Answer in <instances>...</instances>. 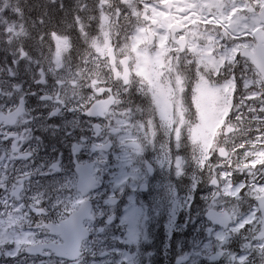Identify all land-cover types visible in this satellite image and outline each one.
Here are the masks:
<instances>
[{
  "label": "flooded vegetation",
  "instance_id": "flooded-vegetation-1",
  "mask_svg": "<svg viewBox=\"0 0 264 264\" xmlns=\"http://www.w3.org/2000/svg\"><path fill=\"white\" fill-rule=\"evenodd\" d=\"M44 1L8 0L22 27L16 36L8 30L0 49V264H264V0H111L140 9L127 38L147 42L154 83L181 86L185 111L204 83L215 89L216 122L248 120L244 152L216 150L248 171L237 200L208 198L200 180L191 183L183 142L169 171L152 158L125 110L131 100L151 101L131 88L124 35L104 39L108 67L94 74L76 51L53 49L64 38L43 28L27 34L29 24L43 25L37 10L60 4ZM167 117H178L172 102ZM110 169L123 171L115 186Z\"/></svg>",
  "mask_w": 264,
  "mask_h": 264
},
{
  "label": "rangeland",
  "instance_id": "rangeland-1",
  "mask_svg": "<svg viewBox=\"0 0 264 264\" xmlns=\"http://www.w3.org/2000/svg\"><path fill=\"white\" fill-rule=\"evenodd\" d=\"M88 2L89 4L84 2V6L81 3V16L78 20L73 19L71 14L68 15L67 9L64 7L63 18H60V24H63L64 30H66L68 25L78 22L79 26L82 23L86 27L85 33H81L80 35L71 34L73 47H70V40L64 34L62 38L65 39L64 43L66 46H64V43H56L54 44L56 48L54 46L53 49L62 54L64 51L69 52V50H74L77 53L81 66H90L94 74L101 71L104 73V70H107L108 67L107 61L104 60L108 49L104 44V39L112 34L124 35L122 49L124 53L132 54V73L136 79L133 80L131 88L134 92L136 88V96L140 94L145 98L146 96L143 92L147 93L151 101V107H149L142 99L134 104L133 100H131L129 101L130 104L125 106V110L130 118L139 122L143 138L149 148L148 152L151 153L152 158L161 159L164 163V171H169L176 157L175 155L181 153V142H183L186 147V161L184 160V162L188 163L191 183L194 182L193 176L197 170V176H199L197 181L200 180L201 183L197 188L205 189L208 198H211L217 192L221 196H228L237 200L240 197L238 194L239 184L243 183L241 180L244 174L248 172L247 169L243 168V162L237 158L239 151L244 152L242 149L249 146L245 144L246 141H249V137L246 138V131L251 128L248 126V120L242 117L238 122H228V120L226 122H216V117L213 115L216 107L211 102L216 95L214 93L215 89L207 87L204 83H201V85L197 84L195 87L197 94L195 91L193 101L187 99L189 109L185 111L182 106L185 90L181 86L164 89L162 86L154 83V75L151 76L150 69L148 68L149 55L147 52V42L141 41L138 43V37L132 38L130 41L127 38L129 34H133V27L137 25L136 16L137 13H140V9L134 11V7L129 2H126L121 7L117 6L119 8L111 7V0H88ZM213 4L215 2H212L210 7ZM15 9L16 7L10 4L8 0H0V49L6 50L7 40L5 38L4 43L2 40L8 30H11L12 36L21 33L22 26H18L19 23H15ZM127 10L131 11V13L134 11L135 16L133 18L130 16L127 24L123 26L121 23L128 13ZM82 17L84 18V22ZM60 24L54 23L53 26L59 28ZM123 27L124 31L120 34ZM127 27H130V33H128ZM137 31L136 27L134 29L135 36ZM13 41L18 42L19 39H14ZM101 50H104V53ZM177 76L180 79L182 78L179 73ZM118 79H120V76H111L113 83ZM171 102L175 104V111L178 115L174 120H170L167 117V110ZM236 110L237 116L240 115L238 106ZM197 113L199 115L196 119H193L191 114ZM121 124V120H115V125ZM226 124H228V127L223 129ZM230 125L236 127L234 132H232L233 129L229 128ZM231 132L232 134H230ZM232 140H234V143L229 144ZM173 145H175V151L173 150ZM218 147H224L225 149L228 147L237 157L234 155L232 161L226 159V156H219L216 152ZM232 162H235L236 165L232 164ZM206 170L207 172H205ZM109 172L111 173L110 184L115 186L117 180L122 177L123 171L120 170L118 175L117 172L111 169L108 170ZM172 174L173 178L178 179L181 176V169H173ZM214 178L219 181L218 186L212 184ZM160 187L162 189L161 195H163L165 189H163L162 183H160ZM221 201L222 199L219 200V202Z\"/></svg>",
  "mask_w": 264,
  "mask_h": 264
},
{
  "label": "trees",
  "instance_id": "trees-1",
  "mask_svg": "<svg viewBox=\"0 0 264 264\" xmlns=\"http://www.w3.org/2000/svg\"><path fill=\"white\" fill-rule=\"evenodd\" d=\"M45 2H47V0H45ZM84 2L86 4H89L88 0H61V3L56 5L54 8H43V9H39L37 10L38 13L41 15V19H42V22H39V23H42L43 25L42 26H39V27H36V26H30L31 24H29L28 26H26V30H28L27 34L31 35V34H41V30L42 32L45 34V35H50L51 32H56V33H59V34H64V33H67V34H74V35H77V34H81V33H85V26L81 25L79 26V23L77 22H74L70 25H68V27L66 28V31L64 32V27H63V24H60V27L57 28V27H54L53 24L54 23H57V21H53V23H48L49 22V19L50 18H63V15H64V7H66V11L68 12L67 14H71L72 18L73 19H79L80 16H81V12H80V9H81V3H83L82 6H84ZM82 20L84 22V18L82 17ZM26 33V32H25ZM24 33V34H25ZM5 35H4V38L2 40V42L4 43L5 42ZM207 172V170L205 171ZM194 173V171H193ZM197 170H196V173L195 175L193 176V181H197V179H199V176H197ZM206 177V175H205ZM204 179V178H203Z\"/></svg>",
  "mask_w": 264,
  "mask_h": 264
},
{
  "label": "water",
  "instance_id": "water-1",
  "mask_svg": "<svg viewBox=\"0 0 264 264\" xmlns=\"http://www.w3.org/2000/svg\"><path fill=\"white\" fill-rule=\"evenodd\" d=\"M142 17H144V14H142ZM106 43H107V40H106ZM109 55H110V58H112V51H111V49L109 50ZM128 74H129V69L126 66V63L124 61L123 62V77H124V80L127 79ZM212 184H214L216 186V178L213 179ZM263 199H264V196L257 199V202H258V205H259V210H260V213H261V216H262V230L264 229ZM67 222H69V219L67 220ZM78 235H80L81 237H83L82 234H78Z\"/></svg>",
  "mask_w": 264,
  "mask_h": 264
},
{
  "label": "snow or ice",
  "instance_id": "snow-or-ice-1",
  "mask_svg": "<svg viewBox=\"0 0 264 264\" xmlns=\"http://www.w3.org/2000/svg\"><path fill=\"white\" fill-rule=\"evenodd\" d=\"M193 8L195 7V5L192 6ZM187 10H191V9H187Z\"/></svg>",
  "mask_w": 264,
  "mask_h": 264
}]
</instances>
